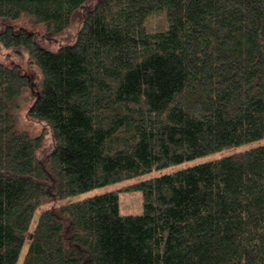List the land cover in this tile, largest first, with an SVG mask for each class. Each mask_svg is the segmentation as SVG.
<instances>
[{
    "label": "trees",
    "instance_id": "obj_1",
    "mask_svg": "<svg viewBox=\"0 0 264 264\" xmlns=\"http://www.w3.org/2000/svg\"><path fill=\"white\" fill-rule=\"evenodd\" d=\"M0 264H16L44 201L264 136V0H0ZM46 124L31 135L22 119ZM41 211L22 264H264V144Z\"/></svg>",
    "mask_w": 264,
    "mask_h": 264
},
{
    "label": "rangeland",
    "instance_id": "obj_2",
    "mask_svg": "<svg viewBox=\"0 0 264 264\" xmlns=\"http://www.w3.org/2000/svg\"><path fill=\"white\" fill-rule=\"evenodd\" d=\"M6 25L11 26L12 28H23L27 33L33 34L34 39L38 45L52 51H57L62 45L72 42L76 38V34L79 29V24H74L72 27H69L62 33H53L50 32L49 27L45 23H33L32 21L27 20L25 18L0 19V31L2 28H5ZM0 60L9 66H17L21 73L28 76L30 87L33 89V91H40L41 76L39 74L38 66L31 61L25 50L13 49L12 46H8L0 39ZM22 126V128L26 129L31 135L44 133L46 140H50L51 138L50 131L47 129L46 124L43 122L35 120L29 121L23 117ZM261 144H264V136L250 141H245L236 145L226 146L218 150L210 151L203 155L196 156L191 159H185L183 161L171 165L153 167L147 172L120 181L95 186L93 188L80 192L69 193L54 200L44 201L39 204V206H37L33 213V217L26 233V239L24 241L19 259L16 264H22L29 244L30 234L32 233L37 224L41 211L45 208L58 206L83 197L93 196L96 194H101L107 191L118 189L120 192L121 199V212L125 214L141 213L143 210L141 192L129 190V184L135 181H140L165 173L177 171L182 168H187L198 163L217 159L222 156L237 154L244 151L245 149H249Z\"/></svg>",
    "mask_w": 264,
    "mask_h": 264
}]
</instances>
